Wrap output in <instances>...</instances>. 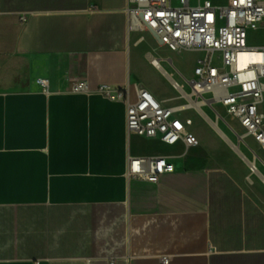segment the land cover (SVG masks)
Returning a JSON list of instances; mask_svg holds the SVG:
<instances>
[{
  "label": "crops",
  "instance_id": "obj_1",
  "mask_svg": "<svg viewBox=\"0 0 264 264\" xmlns=\"http://www.w3.org/2000/svg\"><path fill=\"white\" fill-rule=\"evenodd\" d=\"M127 9L0 0V264H264V157L248 143L238 153L211 123L230 150L196 132L193 148L128 134L126 105L94 92L129 85L132 99L142 87L175 102L142 75L141 55L156 70L151 59L165 58L140 51L159 44L129 30ZM77 82L93 93H71ZM137 157L175 170L158 184L129 179Z\"/></svg>",
  "mask_w": 264,
  "mask_h": 264
},
{
  "label": "built area",
  "instance_id": "obj_2",
  "mask_svg": "<svg viewBox=\"0 0 264 264\" xmlns=\"http://www.w3.org/2000/svg\"><path fill=\"white\" fill-rule=\"evenodd\" d=\"M127 16L130 31L152 29L172 52L205 55L196 60L192 80L186 79L171 59H151L152 65L170 78L172 88L178 93L173 100H184L182 104L166 106L142 87L134 88L132 99L129 85L123 89L102 85L94 91L105 99L126 105L128 134L156 139L169 146L181 142L187 148L198 147L200 141L190 129L193 120L185 116L188 111L196 110L209 123H223L237 137L239 146L235 144V147L240 148L241 144L248 147L245 141L248 138L264 150V46L250 44L252 35L264 29V0H229L227 4L213 0H128ZM243 53L257 54L259 59L248 61L241 68ZM215 55L219 56V64L213 62ZM163 62L170 63L190 87L189 91L163 69ZM32 81L44 93H50L49 79ZM70 92L93 93L86 82L73 84ZM226 117L239 125L242 136ZM174 170V165L163 157L129 158L127 176L158 184ZM250 171L255 173L257 167L252 166ZM169 262V258H163L161 264Z\"/></svg>",
  "mask_w": 264,
  "mask_h": 264
},
{
  "label": "rangeland",
  "instance_id": "obj_3",
  "mask_svg": "<svg viewBox=\"0 0 264 264\" xmlns=\"http://www.w3.org/2000/svg\"><path fill=\"white\" fill-rule=\"evenodd\" d=\"M216 3L222 4L225 3L226 0H213ZM251 45L253 46H264V29L254 33L251 37ZM156 48V49H155ZM142 53H146L147 51H150L154 57H164L165 59H171L174 63V66L184 75V77L188 80H192L194 77V67L196 60L198 58H203L205 55L203 53H192V52H186V51H180V52H172L166 47H162V45H159L158 47L152 43L150 40H147L142 46L141 50ZM141 59H139L141 64V72L144 78L152 85H154L162 95V97L165 98H175L178 96V93L172 88V84L170 79L159 69H155L150 65V60L146 59L144 55L140 56ZM213 62L215 64L220 63V59L218 55H215L213 57ZM163 69L169 73L173 74V79L176 80L179 84L185 85L186 91L190 90V87L187 85V83L181 78V76L174 71V69L171 67L170 63L163 62L162 63ZM185 103L184 100H177L173 103V105L182 104ZM220 113L223 115L222 109L219 110ZM186 117H189L193 120V127H191V131L196 132L197 135L202 137L206 142H208L210 145H216L222 149L230 150V145L227 144L224 139L216 132V130L213 128V126L204 120L199 113L196 110H190L185 114ZM213 118V115H210ZM226 120L229 122L231 127H233L236 131L240 133V135H243V131L239 127L237 123H234L230 119L226 117ZM219 129L226 134V136L233 142L237 143L238 139L235 135H233L229 129L223 124L220 123ZM246 143H248L251 146V149L254 151L256 156L264 157V150L261 149L253 140L251 139H245ZM229 145V146H228ZM245 154L253 158V154L248 152L247 150L242 147ZM230 152V151H229ZM233 155L241 157L239 154L235 153L233 150H231ZM259 166V163H258ZM264 172V170H263ZM246 178H244L245 181L251 185V175L252 172L247 169L245 173H243ZM248 179V180H247ZM250 179V180H249ZM253 180V178H252ZM255 187V186H254Z\"/></svg>",
  "mask_w": 264,
  "mask_h": 264
},
{
  "label": "bare ground",
  "instance_id": "obj_4",
  "mask_svg": "<svg viewBox=\"0 0 264 264\" xmlns=\"http://www.w3.org/2000/svg\"><path fill=\"white\" fill-rule=\"evenodd\" d=\"M162 47H164L163 45H162ZM258 59H259V56L257 55V54H254V55H250V54H247V53H243L242 55H241V58H240V62H239V67H246L247 66V64H248V61H258ZM210 123L216 128V129H218L219 130V128H218V124L219 123H217V122H214V123H212V121H210ZM223 135V134H222ZM227 138V137H226ZM225 138V139H226ZM227 141H230L232 144H233V142L231 141V140H229V138H227L226 139ZM233 147H234V145H233ZM235 148V150L238 152V153H241V150H240V148L238 147V148H236V147H234ZM242 154V153H241ZM241 156V155H240ZM252 166H254V165H252Z\"/></svg>",
  "mask_w": 264,
  "mask_h": 264
},
{
  "label": "water",
  "instance_id": "obj_5",
  "mask_svg": "<svg viewBox=\"0 0 264 264\" xmlns=\"http://www.w3.org/2000/svg\"><path fill=\"white\" fill-rule=\"evenodd\" d=\"M149 31H150V33L153 35V37L155 38V40L158 42V44H159V45H163V41H162V39L157 35V33H156L154 30H152V29H150Z\"/></svg>",
  "mask_w": 264,
  "mask_h": 264
}]
</instances>
